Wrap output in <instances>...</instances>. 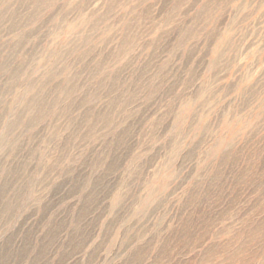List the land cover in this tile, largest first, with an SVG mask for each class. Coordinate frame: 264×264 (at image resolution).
<instances>
[{"label": "rangeland", "instance_id": "374dc122", "mask_svg": "<svg viewBox=\"0 0 264 264\" xmlns=\"http://www.w3.org/2000/svg\"><path fill=\"white\" fill-rule=\"evenodd\" d=\"M0 264H264V0H0Z\"/></svg>", "mask_w": 264, "mask_h": 264}]
</instances>
